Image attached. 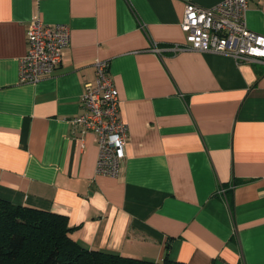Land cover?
Instances as JSON below:
<instances>
[{
	"label": "crops",
	"instance_id": "crops-1",
	"mask_svg": "<svg viewBox=\"0 0 264 264\" xmlns=\"http://www.w3.org/2000/svg\"><path fill=\"white\" fill-rule=\"evenodd\" d=\"M221 1L0 0V199L67 217L88 250L264 264V62L166 50L185 42L187 2ZM33 17L67 25L70 43L49 78L24 84ZM246 26L264 36V0ZM97 60L127 127L118 178L97 173L94 136L70 124Z\"/></svg>",
	"mask_w": 264,
	"mask_h": 264
},
{
	"label": "built area",
	"instance_id": "built-area-1",
	"mask_svg": "<svg viewBox=\"0 0 264 264\" xmlns=\"http://www.w3.org/2000/svg\"><path fill=\"white\" fill-rule=\"evenodd\" d=\"M250 0H222L202 8L192 2L184 5L180 24L185 42L166 50H193L226 54L237 62H264V36L246 26ZM70 43L65 24L48 25L33 17L26 32V55L20 60L19 82L36 84L49 78L59 66ZM150 50H162L152 44ZM94 83L85 85L80 104L82 113L73 117L71 126L81 135L90 133L98 145L97 173L118 178L122 172L127 142V127L118 113V93L108 74V62L93 63Z\"/></svg>",
	"mask_w": 264,
	"mask_h": 264
},
{
	"label": "trees",
	"instance_id": "trees-1",
	"mask_svg": "<svg viewBox=\"0 0 264 264\" xmlns=\"http://www.w3.org/2000/svg\"><path fill=\"white\" fill-rule=\"evenodd\" d=\"M67 217L0 199V264H185L88 250L71 238Z\"/></svg>",
	"mask_w": 264,
	"mask_h": 264
}]
</instances>
